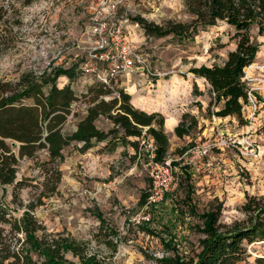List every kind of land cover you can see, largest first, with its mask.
Wrapping results in <instances>:
<instances>
[{
    "label": "rangeland",
    "instance_id": "rangeland-1",
    "mask_svg": "<svg viewBox=\"0 0 264 264\" xmlns=\"http://www.w3.org/2000/svg\"><path fill=\"white\" fill-rule=\"evenodd\" d=\"M94 1L35 0L24 7L10 0H0V79L15 82L29 72L41 75L54 68L76 65L75 78L61 77L57 84L59 87L70 85L78 101L91 105L93 97L87 93L98 81L86 74L82 66L87 62L91 42L90 8ZM118 13L127 19L126 33L131 44L152 54L153 65L167 74L161 79L166 82L159 84L155 95L149 94L144 99L157 109L166 108L167 102L171 111L191 114L199 122L190 136L183 138L168 134L165 127L170 137L167 158L180 167L179 174L184 168L189 171L192 205L199 214L221 205L222 224L243 220L245 215L241 208L247 198L264 199V36H258L257 29L251 32L260 44V52L256 62L246 70L245 79L255 94L257 109L252 110L251 104L245 106L244 123H240L236 118L211 117L210 86L191 72L192 68L222 64L227 59L228 53L236 49L233 28L220 22L200 31L195 41L181 43L173 36L149 37L134 19L142 18L164 27L169 23H190L192 17L183 0H123ZM162 88L164 91L160 94L158 91ZM102 98L109 101L112 96ZM81 116L79 113L69 120L65 132H73ZM97 125L104 131L113 126L104 117ZM79 146L74 143L65 149V161L60 165L63 178L59 193L44 199V205L35 212L47 232L70 237L88 252L105 257L113 254L116 264H152L151 257L167 255L160 238L137 228L149 217L148 210L139 206V201L152 185L145 171L144 150L121 145L109 153L103 150L104 144H100L82 154ZM202 147H209L208 156L193 159L191 163L193 154L186 152L191 148L197 152ZM184 148L188 150L183 153ZM44 157L45 152H42L41 158ZM39 176L35 161L21 162L19 179L31 178L33 184H37L41 181ZM182 181L180 175L179 187L170 195L175 202L184 198L187 186ZM22 197L27 204L32 199L31 188L23 191ZM98 212L105 226L98 219ZM199 223L194 216L177 223L181 251L191 252L198 247L200 235L191 232L188 226ZM111 229L118 237L108 235ZM111 242L117 244L115 253ZM245 246L251 263L264 257L263 242L245 243Z\"/></svg>",
    "mask_w": 264,
    "mask_h": 264
},
{
    "label": "trees",
    "instance_id": "trees-1",
    "mask_svg": "<svg viewBox=\"0 0 264 264\" xmlns=\"http://www.w3.org/2000/svg\"><path fill=\"white\" fill-rule=\"evenodd\" d=\"M10 1L26 7L35 0ZM183 1L192 17L190 23H169L164 27L142 18L134 21L149 37L173 36L181 43L195 41L200 31L220 22L233 28L236 49L228 53L227 59L222 64L192 68L191 72L210 86L211 117H232L244 123L243 111L250 104L249 93L255 96L245 80L246 70L256 62L260 52V44L251 32L257 29L258 36H264V0ZM77 68L76 65L58 67L41 75L29 72L15 82L0 79V264H116L113 254L105 257L88 252L70 237L48 233L35 215L37 208L44 205V199L59 193L64 151L74 143L80 145L78 150L82 154L100 144H104L103 150L109 153L121 145H131L139 151L145 134L156 142L158 162H163L169 154L170 137L165 131V116L135 108L131 95L123 89H119L120 98L104 100L102 97L112 96V91L99 82L88 90L92 102L86 114L79 118L76 129L65 132L71 106L79 98L70 85L59 87L57 81L61 77L74 79ZM102 117L113 124L108 131L97 125ZM198 125L195 116L184 114L175 135L190 136ZM133 138L136 140H131ZM42 152H45L44 158H41ZM26 159L35 161L39 168L41 181L37 184H33L31 178L18 177L21 162ZM184 169L180 175L182 184L187 187L181 201L175 202L174 197L168 195L163 202L148 205L150 190L141 195L139 206L148 210L149 221L137 228L160 238L168 253L160 258L151 257L152 264H264V257L251 263L245 246V243H264V199L248 197L241 208L245 218L230 225L222 224L221 205L203 214L192 205L191 178L187 168ZM28 188H31L32 199L25 204L22 193ZM96 215L105 226L102 214ZM187 216L200 221L188 224L191 232L200 235L198 247L191 252L180 250L181 241L176 231L177 223ZM108 235L118 237L113 229ZM110 245L115 253L117 244L111 242Z\"/></svg>",
    "mask_w": 264,
    "mask_h": 264
},
{
    "label": "built area",
    "instance_id": "built-area-1",
    "mask_svg": "<svg viewBox=\"0 0 264 264\" xmlns=\"http://www.w3.org/2000/svg\"><path fill=\"white\" fill-rule=\"evenodd\" d=\"M123 0H95L91 5L89 35L91 42L87 53V62L82 66L84 72L94 76L112 91V97L120 98L119 89L122 82L129 85H149L163 79L167 74L155 67L152 54L144 52L140 47L131 44L127 36V19L120 16L119 6ZM246 80V79H245ZM205 81V80H204ZM208 84V83H207ZM209 85V84H208ZM252 90V89H251ZM254 95L249 93L250 103H254ZM90 105L76 101L71 106V115L86 114ZM222 144H225L222 141ZM141 146L146 154L145 171L151 180L148 205H155L173 194L180 184V167L175 166L170 158L158 162L155 140L148 135L141 139ZM209 147H202L197 152L189 149L186 154H193V159L208 156ZM149 221V217L146 218Z\"/></svg>",
    "mask_w": 264,
    "mask_h": 264
},
{
    "label": "crops",
    "instance_id": "crops-1",
    "mask_svg": "<svg viewBox=\"0 0 264 264\" xmlns=\"http://www.w3.org/2000/svg\"><path fill=\"white\" fill-rule=\"evenodd\" d=\"M161 82H166V81H162L161 79H159L156 81L155 84H153V87H150L148 84L145 86L144 85L138 86L137 84L136 85H129L127 83L122 82V84L120 85V88L131 95L132 104L134 105L135 108L140 109L142 111H145L148 114L161 113L162 115H164L166 118V124H165L166 126L165 127L167 129V133L168 134H174L175 128L182 121L184 112H180L179 110L171 111L172 108H169L170 106H168L167 102H166V108L157 109V108H155L156 105L152 106L150 104L151 102L146 101L144 99L145 98L144 96H147L149 94L155 95L154 93L158 90V86ZM163 91H164V89L162 88V91H160V89H159L158 92L161 94ZM250 104H251L250 105L251 109L255 111L257 109L256 103H250ZM228 118H232V117H228ZM228 118H225V119H228ZM173 121H175V122H173Z\"/></svg>",
    "mask_w": 264,
    "mask_h": 264
},
{
    "label": "water",
    "instance_id": "water-1",
    "mask_svg": "<svg viewBox=\"0 0 264 264\" xmlns=\"http://www.w3.org/2000/svg\"><path fill=\"white\" fill-rule=\"evenodd\" d=\"M15 145H16V143H15V142H13V143H12V146L14 147Z\"/></svg>",
    "mask_w": 264,
    "mask_h": 264
}]
</instances>
